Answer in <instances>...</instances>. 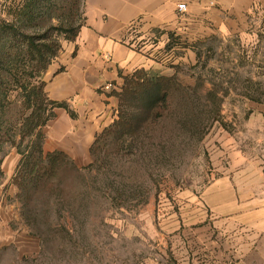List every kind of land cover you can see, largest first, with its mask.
<instances>
[{
	"label": "rangeland",
	"instance_id": "374dc122",
	"mask_svg": "<svg viewBox=\"0 0 264 264\" xmlns=\"http://www.w3.org/2000/svg\"><path fill=\"white\" fill-rule=\"evenodd\" d=\"M20 1L0 0V17ZM248 22L228 36H170L166 52L184 60L160 74L176 80L164 116L88 171L70 163L53 193L25 205L17 167L6 179L1 165L0 264H216L199 236L215 239L218 202L246 195L239 168H264V5Z\"/></svg>",
	"mask_w": 264,
	"mask_h": 264
},
{
	"label": "crops",
	"instance_id": "0c3cea01",
	"mask_svg": "<svg viewBox=\"0 0 264 264\" xmlns=\"http://www.w3.org/2000/svg\"><path fill=\"white\" fill-rule=\"evenodd\" d=\"M182 3L186 12L178 11ZM260 4L264 0H84L77 38L62 43L44 74L48 98L66 102L75 117L54 109L55 117L42 128L44 153L63 152L78 167L89 165L96 137L118 117L116 94L124 76L139 69L172 75L165 64L184 58L166 52L170 36L181 42L237 34L248 28V15ZM19 161L14 152L4 159L6 179ZM238 171L239 188L246 187L243 175L252 182L246 195L218 202V212L212 211L215 239L200 235L198 240L215 247L210 254L216 255V264H264V168L249 165ZM230 176L232 184L235 174ZM222 180L226 184L229 179Z\"/></svg>",
	"mask_w": 264,
	"mask_h": 264
},
{
	"label": "trees",
	"instance_id": "16d2710c",
	"mask_svg": "<svg viewBox=\"0 0 264 264\" xmlns=\"http://www.w3.org/2000/svg\"><path fill=\"white\" fill-rule=\"evenodd\" d=\"M81 0H21L8 18L0 17V153L6 145L17 148L21 156L13 184L20 190L25 205L36 193L49 194L60 183L61 173L74 161L63 152L44 153L42 128L55 117L54 109L63 108L75 117L66 102L50 100L44 74L59 56L64 41H75L83 26ZM59 25L55 26L54 19ZM61 35H64L61 38ZM175 76H160L139 69L124 76L117 93L118 117L93 143L92 163L111 146L128 138H138L166 113ZM0 160V183L4 179ZM68 168V169H67Z\"/></svg>",
	"mask_w": 264,
	"mask_h": 264
},
{
	"label": "built area",
	"instance_id": "2783aa9c",
	"mask_svg": "<svg viewBox=\"0 0 264 264\" xmlns=\"http://www.w3.org/2000/svg\"><path fill=\"white\" fill-rule=\"evenodd\" d=\"M178 11L180 12H186L187 11V6L186 4L182 3L178 5Z\"/></svg>",
	"mask_w": 264,
	"mask_h": 264
}]
</instances>
